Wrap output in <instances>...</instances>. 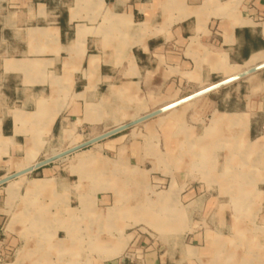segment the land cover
Segmentation results:
<instances>
[{
  "label": "crops",
  "instance_id": "0c3cea01",
  "mask_svg": "<svg viewBox=\"0 0 264 264\" xmlns=\"http://www.w3.org/2000/svg\"><path fill=\"white\" fill-rule=\"evenodd\" d=\"M261 65L264 0H0L3 264H67L103 239V264H130L135 249L144 251L133 264L264 257V80L256 101V87L240 84L255 72L238 78ZM61 142L88 144L65 156L77 173L36 167ZM13 160L35 164L7 171ZM153 190L162 217L151 223L170 248L127 233L149 223L141 210ZM233 201L241 216L253 202L252 238L243 217L233 220ZM84 206L118 211L113 237L100 236L99 218L69 215ZM115 237L126 241L118 251Z\"/></svg>",
  "mask_w": 264,
  "mask_h": 264
},
{
  "label": "rangeland",
  "instance_id": "374dc122",
  "mask_svg": "<svg viewBox=\"0 0 264 264\" xmlns=\"http://www.w3.org/2000/svg\"><path fill=\"white\" fill-rule=\"evenodd\" d=\"M81 38H82V35L79 33L78 41H80ZM252 76L250 75V76H248L246 78H243L242 79L243 83H240V81H239V83L242 85L243 93L248 92L251 89V86L254 85L256 87L255 91H253L255 96H256L255 100L259 101V95H260L259 92H261V90H260L259 87H257L258 86L257 84H258L259 81H263L264 80V68L256 71L255 74L252 75ZM217 82H219V79H216L213 83H217ZM189 93L190 92L186 91L183 94V96L186 95V94H189ZM183 96H181V98ZM213 96H214L213 98L216 99V96H219V95H213ZM180 112H181V116L182 117L187 114L186 111H182L181 110ZM215 117H217V116H215ZM68 137H70V134H68ZM71 147H73V145L63 144L62 142L60 144H53V145L49 146V150L50 151H48V153H46V156H43L41 159L42 160L45 159V158L47 159L48 157H50L51 159L55 158L56 154L59 155V154L64 153L65 151H69ZM89 150L90 149H84V150H82V152L88 151V153H91V150L90 151ZM50 158H48V159H50ZM65 158L66 157H64L63 161L56 160L54 162H59L60 165H58V166H61L62 168H68L67 170H69L72 174L77 173L76 167H75V159H74L75 157L69 158V159H65ZM23 162H24L23 160H13L12 163H9L6 166V170L7 171L8 170H17L21 166V164H23ZM33 164H35V163H33ZM83 169H85V166H79L78 167V170H80V172ZM81 178H82V176H81ZM147 196H148V203L146 205V209H142L141 212L142 213L146 212V217H147V220H148L149 223H147L146 225H140V224H134L133 223L130 226V229H131L130 232H127V233L128 234H133L135 236V240L138 241V242L140 240L139 237L141 235L144 236V237L147 236L146 238L149 241V245L148 246H150L152 244L154 245L155 243H157L160 246H164V248H167V247L170 248V244H171L170 241H166V240L161 241V240L157 239V237H158L157 235H158V232L160 230H158L156 228V227H158L157 224L151 223V221L152 220L154 221L157 217H159V218L162 217L161 208L158 209V200H161V198L158 197L157 192L154 191V190L149 192ZM171 196L172 195L169 196L170 199H171ZM250 204H251V206L248 207L247 210H245V213L242 214L243 216H241V214L239 215V213H237L236 208H235V202L231 203V206L233 205L232 206V211L233 212L232 211L231 212L234 215L233 216V220L235 218L243 217L244 220L247 223H249V224H247L248 225V229L247 230L249 232L250 238H252V234L253 233H257L258 228L255 229V225L256 224L253 227V224L251 223V219L254 216V212H256V208L252 207L253 202H250ZM7 211H8L9 218H11L12 215H14L15 218H17V217L20 218L23 215H26V211H25V214H23V210H11V209H9ZM165 211H168V212L171 211L170 214H172L173 212H175V209H169V210H165ZM110 213L112 215H109ZM69 215L70 216H75V217L83 216L84 218H91V217L99 218V220L101 222L99 224V226H98V232H99L100 236H104L105 238H110V237H113V232L115 231V229L113 228L114 226H111L109 223L114 220L115 216H119V213H118L117 210L106 209V210L100 211L99 214H98V213H94L92 211L91 207L84 206L82 209H78L77 211L74 210V212L71 213V214L69 213ZM171 217L172 216L169 215L168 217L166 216L164 218H165V220H167L166 218H171ZM135 219L138 220V214L135 217L133 216L132 220L134 221ZM143 220H145L144 217H143ZM190 227H191V229H194V231L196 230L197 232H200V231L202 232L204 230V228H205L202 225H195L194 228H193V226H189V228ZM209 227H211V226H209ZM214 227H216L215 229L219 228V226L216 225V226H212V229ZM87 228H88V225H87ZM163 228H165L164 232H169L170 229H171V225L170 224L169 225H165V226H163ZM88 229H90V227ZM134 232H136L137 235H135ZM115 238L116 239H115L114 245L116 246V250L118 251V249H121V246H123V244H125L126 241L122 240V239L118 240L117 237H115ZM251 241H252L251 243L254 244L253 240H251ZM109 242H110V244L113 243L112 241H109ZM38 243H39V246H41L39 248L48 247L47 241H45V242L44 241H40ZM72 244H73V242L69 241V250L72 251L73 253H75L76 252V250H75L76 247L74 248ZM107 244H108V240L107 239H103V241L102 240L101 241H98V240H93L92 241L91 240V241L85 242V244L83 246V251H82L84 253V255L82 257L81 256H77V259H76V257L73 258V256L69 257V259L67 261V264H103L106 260L110 259L111 256L110 257L109 256H100V255H98V252L100 251V254L102 255V253H103L102 251L104 250L105 246H107ZM236 246H237V241L236 240H229L228 248H236ZM144 247H145L144 249H146L147 246H144ZM143 251H144L143 249H141V250L135 249L134 252H130L129 253L130 255H128L129 260H131V262H132L130 264H133L136 261L141 260L143 258ZM244 251H245V249H244ZM234 253H236V251H234ZM77 255H78V252H77ZM261 259L264 260V257L260 256V260H259L257 257H254L250 252H249V254L245 253V256H244V260L248 264H262ZM239 260H238V262H239ZM235 262L237 263L236 259L233 261V263L235 264Z\"/></svg>",
  "mask_w": 264,
  "mask_h": 264
},
{
  "label": "water",
  "instance_id": "95a60500",
  "mask_svg": "<svg viewBox=\"0 0 264 264\" xmlns=\"http://www.w3.org/2000/svg\"><path fill=\"white\" fill-rule=\"evenodd\" d=\"M262 68H264V65H261V66L255 68V69H253V70H250V71H248V72H245L244 74L240 75L238 78L245 77V76H247V75H249V74H251V73H253V72H256V71H258V70H260V69H262ZM229 82H230V81H226V82H222V83H220V84H217V85L213 86L212 88H209V89H207L206 91L202 92L201 94H198L197 96L202 95V94L207 93V92H210L211 90H214V89L220 87L221 85L226 84V83H229ZM197 96H196V97H197ZM191 99H192V98H191ZM90 143H91V142H90ZM87 145H88V144H85V145L79 146V147H77V148H74V149H71V150H69V151H66V152L62 153V154H60L59 156H57V157H55V158H52V159H48V160L42 161V162L39 163L36 167H41V166L47 165V164H49V163H51V162H53V161H55V160H59V159H61V158H64L65 156H68V155H70V154L76 152L77 150H80V149L86 147ZM31 171H32V170L29 169V170L23 172L22 174H26V173H29V172H31ZM11 178H12V177H9V178L6 179L4 182L8 181V180L11 179Z\"/></svg>",
  "mask_w": 264,
  "mask_h": 264
},
{
  "label": "bare ground",
  "instance_id": "6f19581e",
  "mask_svg": "<svg viewBox=\"0 0 264 264\" xmlns=\"http://www.w3.org/2000/svg\"><path fill=\"white\" fill-rule=\"evenodd\" d=\"M255 68H257V67H255ZM255 68H253V69H255ZM253 69H250V70H253ZM250 70H248V71H250ZM248 71H245V72H248ZM83 162H84V160H83ZM31 166H34V164H33V163L30 164V162H29L28 164H24V165L20 166V167L18 168V170L25 169V168H27V167H31ZM39 187L42 188L43 185H41V186H39ZM39 187H38V188H39Z\"/></svg>",
  "mask_w": 264,
  "mask_h": 264
},
{
  "label": "built area",
  "instance_id": "2783aa9c",
  "mask_svg": "<svg viewBox=\"0 0 264 264\" xmlns=\"http://www.w3.org/2000/svg\"><path fill=\"white\" fill-rule=\"evenodd\" d=\"M4 263V258L3 256L1 255V252H0V264H3Z\"/></svg>",
  "mask_w": 264,
  "mask_h": 264
}]
</instances>
